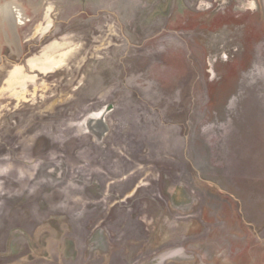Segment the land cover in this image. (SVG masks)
Segmentation results:
<instances>
[{"label":"rangeland","instance_id":"1","mask_svg":"<svg viewBox=\"0 0 264 264\" xmlns=\"http://www.w3.org/2000/svg\"><path fill=\"white\" fill-rule=\"evenodd\" d=\"M1 10L0 264H264V0Z\"/></svg>","mask_w":264,"mask_h":264},{"label":"bare ground","instance_id":"2","mask_svg":"<svg viewBox=\"0 0 264 264\" xmlns=\"http://www.w3.org/2000/svg\"><path fill=\"white\" fill-rule=\"evenodd\" d=\"M9 15H10V13L7 10H1L0 11V17L5 19L6 21L10 19ZM57 64H58V59H54V60H52L50 62H47V63L43 64V68L42 69L51 71L52 69H54L55 67L58 66ZM17 72H19V73H17ZM17 72L13 73L11 78L9 79L10 84H13L16 81H19L18 79H19V76L22 75V72H21V70H18ZM102 117L103 116H101V115L98 116V119L100 120V123L96 122V128H99L98 130L102 129V125H104Z\"/></svg>","mask_w":264,"mask_h":264}]
</instances>
